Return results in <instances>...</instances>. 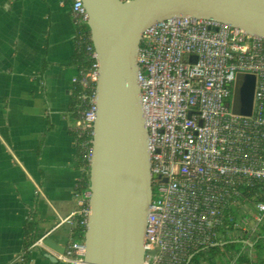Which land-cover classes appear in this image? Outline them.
Here are the masks:
<instances>
[{
  "label": "built area",
  "instance_id": "built-area-1",
  "mask_svg": "<svg viewBox=\"0 0 264 264\" xmlns=\"http://www.w3.org/2000/svg\"><path fill=\"white\" fill-rule=\"evenodd\" d=\"M71 15L78 66L72 83L80 87L75 128L84 137L80 156L90 164L88 139L97 116L91 87L99 63L82 0L72 1ZM136 63L150 172L156 177L144 264H190L194 253L213 244L225 218H234L231 211L242 204L237 199L247 189L264 187V38L212 20L168 17L144 30ZM240 74L256 79L249 114L234 112L228 102ZM90 197V187L82 188L70 217L84 229ZM253 204V220L264 224V201ZM86 247L85 237L70 238L56 258L84 264Z\"/></svg>",
  "mask_w": 264,
  "mask_h": 264
},
{
  "label": "crops",
  "instance_id": "crops-1",
  "mask_svg": "<svg viewBox=\"0 0 264 264\" xmlns=\"http://www.w3.org/2000/svg\"><path fill=\"white\" fill-rule=\"evenodd\" d=\"M72 1L0 0V264H21L31 221L29 264H69L56 254L74 235L81 175L70 114L78 74ZM245 206L238 213L252 223L237 226L264 238L251 216L256 205ZM201 264L230 263L206 256Z\"/></svg>",
  "mask_w": 264,
  "mask_h": 264
},
{
  "label": "water",
  "instance_id": "water-1",
  "mask_svg": "<svg viewBox=\"0 0 264 264\" xmlns=\"http://www.w3.org/2000/svg\"><path fill=\"white\" fill-rule=\"evenodd\" d=\"M82 1L99 63L84 264H144L156 177L150 172L137 83L136 54L143 32L177 16L225 23L264 38V0ZM255 86L253 75L240 74L234 94L253 100Z\"/></svg>",
  "mask_w": 264,
  "mask_h": 264
},
{
  "label": "trees",
  "instance_id": "trees-1",
  "mask_svg": "<svg viewBox=\"0 0 264 264\" xmlns=\"http://www.w3.org/2000/svg\"><path fill=\"white\" fill-rule=\"evenodd\" d=\"M88 30V26H86ZM74 66L77 64V58L74 57L73 60ZM96 83H93L91 87V95L95 92ZM90 94V91H89ZM80 87L75 86V89L72 94L71 108L70 114L73 118V128L71 133L73 134L76 140V147L78 149V156L76 161V169L81 172L79 177V191L83 188L90 187V164L86 163L81 158L80 151V143L84 140V137L81 136L75 128L76 121V110L80 103ZM245 101L250 103L251 107L245 109V111L241 114H249L253 111V100L250 102V99L246 97ZM230 106V98L228 100ZM235 111L237 113L243 111L240 107H236ZM92 137L88 139L87 149L92 148ZM156 184L153 185V187ZM242 204H250L255 203L257 201H264V187L258 186L256 188L247 189L242 197L238 198ZM237 222L236 218L228 219L227 217L224 220L223 226L219 230V235L213 241L212 245H209L207 248L203 250H199L194 253L190 264H201L203 262L204 257L209 256L211 258L223 259L230 264H264V238L261 237L262 233H256L254 236L248 233H245L239 227L235 228ZM33 230V223L26 222L24 227V238L25 244L23 247V253L21 258V264H29L30 260V247L35 243L34 239L31 237V232ZM74 235L73 239L80 240L84 238L86 230L83 226L80 225V220H75V226L73 228ZM240 233V234H239ZM246 241L253 243L252 250L254 254L249 253V247L246 245ZM219 244V245H215ZM221 244V245H220Z\"/></svg>",
  "mask_w": 264,
  "mask_h": 264
},
{
  "label": "rangeland",
  "instance_id": "rangeland-1",
  "mask_svg": "<svg viewBox=\"0 0 264 264\" xmlns=\"http://www.w3.org/2000/svg\"><path fill=\"white\" fill-rule=\"evenodd\" d=\"M234 90H235V87H234V89H233V91H232V95H231V97H230V103H231V110H233L234 112H236L235 111V108L237 107V103H239V107L243 110V111H241V112H239L240 114L241 113H243L244 111H245V109H248V108H250L251 107V105H250V103L248 104V102L247 101H245L246 99H244L245 98V95H239V96H236L235 94H234ZM248 99V98H247ZM252 100H250V102H251ZM157 189H158V187H157V185H155L154 186V191H157ZM247 206H250V204H246ZM247 206H245V208L247 207ZM233 214L235 215V217H236V222H238V223H241V221L242 222H244V221H248V223H250L251 222V218H250V216L248 215V214H245L244 212H243V210L241 209L240 210V212L238 213V209H235V208H233ZM253 220V219H252ZM252 223V222H251Z\"/></svg>",
  "mask_w": 264,
  "mask_h": 264
},
{
  "label": "flooded vegetation",
  "instance_id": "flooded-vegetation-1",
  "mask_svg": "<svg viewBox=\"0 0 264 264\" xmlns=\"http://www.w3.org/2000/svg\"><path fill=\"white\" fill-rule=\"evenodd\" d=\"M238 105H239V103H237V107H239ZM85 230H86V229H85Z\"/></svg>",
  "mask_w": 264,
  "mask_h": 264
}]
</instances>
